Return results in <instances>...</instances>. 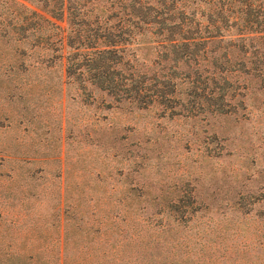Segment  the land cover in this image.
<instances>
[{
  "label": "rangeland",
  "instance_id": "1",
  "mask_svg": "<svg viewBox=\"0 0 264 264\" xmlns=\"http://www.w3.org/2000/svg\"><path fill=\"white\" fill-rule=\"evenodd\" d=\"M22 47L13 72L0 43V264H264V82L230 115L158 118L66 85L64 46ZM168 204L199 210L178 227ZM199 238L232 249L182 247Z\"/></svg>",
  "mask_w": 264,
  "mask_h": 264
},
{
  "label": "trees",
  "instance_id": "2",
  "mask_svg": "<svg viewBox=\"0 0 264 264\" xmlns=\"http://www.w3.org/2000/svg\"><path fill=\"white\" fill-rule=\"evenodd\" d=\"M0 43L10 46L5 66L13 72L24 70L22 45L45 51L38 59L45 63L64 46L65 84L87 97L105 95L106 108L154 110L168 119L225 116L246 109V93L264 82V0H0ZM166 210L172 225L186 227L199 206ZM125 238L121 232L117 248ZM182 247L204 259L232 244L199 238ZM35 259L12 255L5 264Z\"/></svg>",
  "mask_w": 264,
  "mask_h": 264
}]
</instances>
